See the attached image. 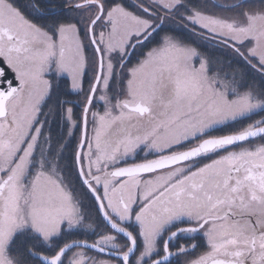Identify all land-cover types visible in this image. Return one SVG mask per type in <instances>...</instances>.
Wrapping results in <instances>:
<instances>
[{"label": "snow or ice", "instance_id": "1", "mask_svg": "<svg viewBox=\"0 0 264 264\" xmlns=\"http://www.w3.org/2000/svg\"><path fill=\"white\" fill-rule=\"evenodd\" d=\"M0 264H264V0H0Z\"/></svg>", "mask_w": 264, "mask_h": 264}, {"label": "trees", "instance_id": "2", "mask_svg": "<svg viewBox=\"0 0 264 264\" xmlns=\"http://www.w3.org/2000/svg\"><path fill=\"white\" fill-rule=\"evenodd\" d=\"M18 2H19V0H18Z\"/></svg>", "mask_w": 264, "mask_h": 264}]
</instances>
